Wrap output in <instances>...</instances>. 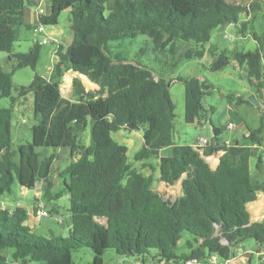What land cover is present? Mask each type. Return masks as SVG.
<instances>
[{
    "label": "trees",
    "instance_id": "obj_1",
    "mask_svg": "<svg viewBox=\"0 0 264 264\" xmlns=\"http://www.w3.org/2000/svg\"><path fill=\"white\" fill-rule=\"evenodd\" d=\"M37 2L0 0V53L15 64L14 70H35L38 64V43L28 53L13 52L24 11ZM65 10L70 13L72 40L65 49L56 50L49 77L35 74L13 97L11 74L0 67V99L11 100L10 107H0V198L11 194L15 184L32 190L38 182L46 184L44 196L49 200L67 195L68 235H37L24 225L30 216L26 210L0 208V264H74L72 252L81 248L92 251L91 264H104L107 250L142 257L143 262L151 250L155 251L153 259L165 263L204 262L211 256L224 262L246 240L254 241L259 253L264 248V220L252 222L247 205L264 193V178L255 177L249 168L252 157L257 173L264 167V156L258 152L263 120L241 143H219L220 130L212 125L215 144L203 148L176 145L169 81L155 77L140 62L112 58L107 46L138 35L147 36L155 50L169 47L171 53L180 43H192L183 53L186 59H201L208 50L214 58L209 69L219 71L232 58L260 93L264 35L252 32L257 48L234 51L231 58L226 51L216 55L213 45L205 46L216 28L232 25L237 34L249 33L251 12L264 11V0L248 6L227 0H49V11L39 15L38 22L54 26ZM69 71L85 76L98 90H86L75 77L72 100L65 99L60 86ZM176 79L184 87V121L202 126V100L212 85L195 77ZM27 95L32 96L36 123L31 127V141L14 150L13 108ZM230 99L238 104L245 101L234 95ZM88 123L91 144L85 146L79 137ZM121 129L142 130L143 145L134 160L158 158L159 180L168 186L181 181L180 196L166 200L153 188L150 175L134 170L128 162V148L111 137ZM38 148L78 155L59 172L61 189L55 196L50 177L58 154L43 156ZM164 149H169L166 156L161 155ZM218 153L219 163L212 170L206 158ZM184 232L192 239L178 253L175 249Z\"/></svg>",
    "mask_w": 264,
    "mask_h": 264
},
{
    "label": "rangeland",
    "instance_id": "obj_2",
    "mask_svg": "<svg viewBox=\"0 0 264 264\" xmlns=\"http://www.w3.org/2000/svg\"><path fill=\"white\" fill-rule=\"evenodd\" d=\"M48 1L41 0L40 7L45 9ZM255 1L258 0H227V2L232 4L246 6ZM26 10H30L29 6L26 7ZM250 21L249 33L245 36L237 34L235 31L236 28L232 25L214 29L210 42L205 48L207 49L208 46L213 45L212 52L218 55L220 52L226 51V54L230 58L234 51H254L258 44L253 39L251 33L254 32L259 37L264 35V11L251 12ZM34 23V18L30 17L29 11L24 13L23 25L16 28L17 40L14 43V53H28L34 44L41 42L44 35L33 29ZM44 30L50 34L53 42L41 45L40 58L35 70L31 68L14 70L15 64L12 61H8L6 57L3 58L5 56L4 53H0V67L3 71L11 74L13 97L17 95L16 89L20 86L29 85L35 74L49 77L53 62L56 59V50L59 46L65 49L72 40L69 11H63L58 17L57 24L54 26H44ZM231 30L233 33H231ZM192 46V43H180L174 48L173 53L170 52L169 47H166L164 50H155L152 41L147 36L138 35L133 39L110 42L107 46V52L114 59L124 58L129 62H140L151 70L155 77H162L169 81V93L174 104L173 140L176 145L194 144L195 137L199 134L204 137L210 134L212 137V125L220 130L217 136L219 143L243 142L244 137H247L250 130L257 129L260 126L261 119L264 125V88L260 90V93H257L246 77L242 67L233 61L232 58L228 65L219 71L209 69V65L214 58L208 50L201 59H186L183 53ZM53 50L55 52L52 54ZM179 76L195 77L212 85L209 94L205 95L202 100L205 109L201 114L202 126L188 124L184 121V87L176 79ZM75 77L83 80L84 87L87 90H91V85L89 84H93L92 82L83 75L69 71L64 75L60 86L62 96L65 99L72 100L71 85L72 79ZM97 90L98 86H95L91 91ZM233 95L236 97L241 96L245 101L238 104L234 99H230V96ZM252 98L258 104L253 103L251 101ZM10 105V98L0 99V107H10ZM35 123L36 119L32 109V96L27 95L24 98L18 99L13 108L11 121L12 149L17 150L19 145L31 141V127ZM229 123H232L234 126L231 130L227 128ZM111 137L115 142L125 145L128 148V162L135 171L147 177L150 175L153 188L166 200L172 201L178 197V194L181 195V190H179L180 181L172 186H168L159 180L158 158L153 156L149 160L141 162L134 160L135 154L143 145L142 130L127 132L121 129L111 133ZM79 140L85 146L91 144V128L89 123L80 134ZM261 140L262 147L258 149V152L264 156V128L261 133ZM37 151L43 156L57 153L52 148H38ZM57 154L58 157L52 167L50 177V181L52 182L50 191L53 193V196L57 195L61 189L58 176L59 172L71 161L78 158V155L70 156L68 151H61ZM255 162V157L250 158V172L255 177L264 178V167L261 173H257L255 171ZM148 165H152L154 169H150ZM46 188V184L42 182H38L32 190L20 188L15 184L11 194L3 195L0 198V208L7 209L11 212L20 209L26 210L30 216L24 222V225L29 227L37 235H42L47 238L52 235L66 237L68 235V227L64 223L66 219L63 218L68 214V197L65 195L57 200H49L44 196ZM263 197L264 193H260L257 200L248 207L252 219L254 218L253 215L258 216L257 218L255 217L258 222L264 220V204L262 207L255 206L264 199ZM40 208L52 211L49 217L38 216L37 210ZM58 219H63L64 222L59 223ZM191 239L192 236L184 232L175 251L178 253L185 251V242ZM239 249L242 254H236L230 264H264V260H262L263 255L261 256L260 253L256 252L257 246L254 241H244L239 246ZM150 253L149 256H146L148 260L143 262L142 257L119 256L113 250H107L103 254V260L104 264H159V258L153 259L155 251L151 250ZM72 259L74 264H91L93 253L88 248H81L72 252ZM24 264L37 263L27 262Z\"/></svg>",
    "mask_w": 264,
    "mask_h": 264
},
{
    "label": "built area",
    "instance_id": "obj_3",
    "mask_svg": "<svg viewBox=\"0 0 264 264\" xmlns=\"http://www.w3.org/2000/svg\"><path fill=\"white\" fill-rule=\"evenodd\" d=\"M37 13H38V15H44L45 14V12H44V10L43 9H41V8H38L37 9ZM33 29L36 31V32H39V33H41V34H43L44 35V37H43V39L41 40V42H39L38 44H40V45H44V44H47V43H49V42H53V39L50 37V34H48V33H46L45 32V30H44V25H42L41 23H37L34 27H33ZM225 37H227V36H225ZM59 43V42H58ZM227 128L229 129V130H231V129H233L234 128V126H233V124L232 123H229L228 125H227ZM207 145H209V142H208V139L207 138H205L204 136H198L197 137V140H196V144H195V147H197V148H203V147H205V146H207ZM227 145H229L228 143H227ZM37 215L38 216H43V217H49V215H50V212H49V210H45V209H38L37 210ZM64 219V218H63ZM63 219H58V222L59 223H63L64 221H63ZM68 221L69 220H67V223H68ZM65 222H66V220H65ZM64 222V223H65ZM260 254H261V256H262V260H264V248H262L261 249V251L259 252ZM239 255H241V254H239ZM243 258V257H242ZM233 259V258H232ZM232 259H230V260H228V261H219L218 259H217V257L216 256H211L209 259H207L206 261H204V262H202V261H199V260H197V259H189V260H186V261H184V262H179V263H173V262H170V263H165V262H160L159 264H230L231 263V261H232Z\"/></svg>",
    "mask_w": 264,
    "mask_h": 264
},
{
    "label": "crops",
    "instance_id": "obj_4",
    "mask_svg": "<svg viewBox=\"0 0 264 264\" xmlns=\"http://www.w3.org/2000/svg\"><path fill=\"white\" fill-rule=\"evenodd\" d=\"M40 1L41 0H38V2L36 3V4H34V5H32V6H30L29 8H30V10H26L25 9V11H24V13H26L27 11H29V13H30V17H32V18H34V24H33V27H34V25L36 24V23H38V18H39V15H38V13H37V9L38 8H41V9H43L42 7H40ZM44 10V12H45V14L49 11V1H48V4H47V7L45 8V9H43ZM231 33H233V31L231 30ZM55 52V50H53L52 51V54ZM5 57H7L6 56V54H5V56H3V58H5ZM85 77V76H84ZM81 80V79H80ZM83 80H81V82H82ZM83 83V82H82ZM89 85H91L90 87H91V90H93L94 89V87L96 86L95 84H89ZM95 85V86H94ZM86 89V88H85ZM96 89V88H95ZM87 90V89H86ZM213 135V134H212ZM198 136H203V135H198ZM197 136V137H198ZM197 137H195V143L194 144H191V146H194L195 147V144H196V140H197ZM205 138H207L208 139V142H209V145H211V144H215V141L213 140V136L211 137L210 136V134L206 137L205 136ZM235 142H237V141H235ZM228 144H230V143H228ZM169 154V149H164V150H162L161 151V155H168ZM220 154L221 153H218V154H214V155H212V156H210V157H208V159L206 158V160H207V162L209 163V165H210V167L212 168V169H215L216 167H217V165H218V163H219V156H220ZM180 183V188H179V190H181V181L179 182ZM179 193H180V191H179ZM260 194V193H259ZM259 194L257 195V198H258V196H259ZM178 196H180V194H178ZM66 197H68L67 195H66ZM264 198V197H263ZM173 201V200H172ZM255 202V201H254ZM253 203V202H252ZM251 204V203H250ZM250 204H248L247 205V209H248V207L250 206ZM264 204V199L259 203V204H257L255 207H262V205ZM56 208H57V206H56ZM55 208V209H56ZM57 210V209H56ZM60 214V213H59ZM250 214V220L252 221V222H255L256 221V218L258 217V216H255V215H253L254 216V218L252 219V216H251V213H249ZM256 217V218H255ZM64 219H66V225L68 226V224H67V220H69V213L67 214V215H65V218ZM236 249H237V251H236ZM240 249H239V247L238 248H235V252H236V254L237 255H239V254H242V253H240V251H239Z\"/></svg>",
    "mask_w": 264,
    "mask_h": 264
},
{
    "label": "water",
    "instance_id": "obj_5",
    "mask_svg": "<svg viewBox=\"0 0 264 264\" xmlns=\"http://www.w3.org/2000/svg\"><path fill=\"white\" fill-rule=\"evenodd\" d=\"M251 101L255 104H258L253 98L251 99ZM212 169V168H211ZM212 170H215V169H212Z\"/></svg>",
    "mask_w": 264,
    "mask_h": 264
}]
</instances>
